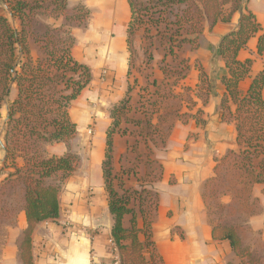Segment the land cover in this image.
I'll return each mask as SVG.
<instances>
[{
    "label": "crops",
    "instance_id": "crops-1",
    "mask_svg": "<svg viewBox=\"0 0 264 264\" xmlns=\"http://www.w3.org/2000/svg\"><path fill=\"white\" fill-rule=\"evenodd\" d=\"M67 2L64 13L67 16H73L78 6L89 13L80 27L72 28L75 38L72 55L91 69L92 82L73 102L74 106H70L69 113L77 130L94 121L91 128L94 141L88 160H82L62 184L59 218L35 227L33 263L114 264L119 259L112 237L114 219L109 210L103 162L112 111L128 98L130 111L113 137L112 175L116 179L114 183L121 180L126 189L152 188L158 194V208L150 221L154 252L162 264H264V185L254 187L251 199L254 211L245 214L242 226H236L240 228L238 231L244 230L238 234L250 258H240L228 241L213 239L217 223L205 197L214 160L237 150L235 125L221 118L220 101L226 92L222 78L227 70L218 49L222 38L238 28L241 14H233L227 23L218 21L213 25L212 19H205L197 48L184 44L176 57L166 56L167 43L155 39L152 59L148 60L149 45L143 36L144 29L138 31L133 40L136 67L132 75L128 49L132 16L129 1L74 0L72 7L70 0ZM247 6L264 30V0H249ZM64 18H48L46 25L62 27L66 23ZM238 59L252 62L249 77L240 83L239 90L244 94L253 78L264 70V52L258 53V37L248 41ZM169 63L174 69H185V78L177 85L176 78L170 80L174 75L165 71ZM202 74L206 81L203 84ZM170 94L172 98L164 97ZM88 98L99 101L97 117H91ZM145 98L152 102L157 114L148 115ZM187 100L193 103L184 113L188 114V121L176 120L171 125L165 112L167 104L180 109L178 101L187 105ZM194 117L200 118L201 124ZM147 124L151 129L160 128L161 133H151ZM42 146L46 157L63 156L71 151V145L62 143ZM158 171L160 175L156 177ZM55 179L58 180L53 177L46 182L56 185ZM24 205L25 202L18 228L8 232L18 238L12 239L13 245L9 242L7 251L12 252L23 241L27 227ZM137 215L138 226L142 227V216ZM127 217L123 224L130 228L131 217L129 224ZM12 257L9 253L2 263L23 264L20 255L18 259Z\"/></svg>",
    "mask_w": 264,
    "mask_h": 264
},
{
    "label": "trees",
    "instance_id": "trees-1",
    "mask_svg": "<svg viewBox=\"0 0 264 264\" xmlns=\"http://www.w3.org/2000/svg\"><path fill=\"white\" fill-rule=\"evenodd\" d=\"M45 1L0 0V7L14 21H20V29L15 28L0 13V110L3 104H8L6 125L14 124L12 131L5 134L3 149L6 152L5 163L13 161L15 174H20L25 186L27 227L24 230L25 238L20 256L23 264H34V229L41 222L59 218L62 184L74 174L78 166L77 156L70 152L63 156L41 157L36 144H67L75 136L77 127L70 118L69 108L92 82L91 69L76 61L72 55L75 41L67 31L62 32L64 37H56V42H52L53 37L48 32L42 40V57L33 59L27 43L28 33L24 19L27 12L32 13L35 9L42 8ZM128 1L132 11L128 26L130 63L135 56L132 44L135 35L141 28L144 29V36L149 34L143 23H155L156 34L150 33L152 38L165 41L166 56L176 57V52L184 44L197 48L196 42L203 32L205 19H212L213 25L218 21L227 23L233 14H241L238 28L222 38L218 49V55L225 61L227 70L222 78L226 92L220 101L221 118L223 122L235 125L237 150H231L214 160L213 175L207 183L205 197L208 190L211 196H229V211L251 213L253 189L257 185H264V70L253 78L247 92L241 93L240 83L249 77L252 62H241L238 54L246 48L252 37H258V53L262 54L264 30L248 9L249 0H157L152 8L140 4L139 9H136L138 3L134 0ZM67 4V0H49V6L53 5V11L58 14L66 11ZM227 6H230L229 9H226ZM83 10V7H77L72 19L78 22L85 20L88 12L80 15ZM148 11L154 12L149 14ZM145 42L147 43V39ZM148 43L150 47H154L152 39ZM149 51L148 48L147 58L151 60ZM201 77L203 84L206 82L204 74ZM184 78V71L180 70L175 85ZM13 87L16 88V97L10 102ZM206 103L205 99L204 105ZM128 104L127 98L114 108L111 114L113 122L106 137L103 174L110 198L109 210L114 219L112 237L120 264H162V259L154 252L151 221L141 214L143 224L142 227L138 226L137 212L127 204L130 197H126V194L130 190H126L123 182L118 180L116 185L123 190L121 196L112 175L113 137L130 111ZM194 119L201 124L200 118ZM147 126L152 130L151 126ZM17 158L24 161L22 166L16 163ZM53 177L58 178V183L46 185V180ZM145 191L146 189L134 190L133 194L141 195ZM221 206L225 210V206ZM128 215L131 217L130 228H125L123 220ZM213 239L228 241L240 258H250L248 251L242 248V241L235 227L217 224L213 229Z\"/></svg>",
    "mask_w": 264,
    "mask_h": 264
},
{
    "label": "rangeland",
    "instance_id": "rangeland-1",
    "mask_svg": "<svg viewBox=\"0 0 264 264\" xmlns=\"http://www.w3.org/2000/svg\"><path fill=\"white\" fill-rule=\"evenodd\" d=\"M157 0H134V2L138 3V7H136V9L141 8L139 5L140 4H144L145 6H151L148 8H152V6L154 5V3ZM74 3V0H70V6L72 7ZM68 5V4H67ZM53 5L49 6V0H46L43 3V7L39 8V9H35L32 13H28L27 12V16L24 19L25 23H26V31H27V37H28V47L29 50L31 52V55L33 57V59H39L42 57V40H44L45 35L49 32L51 33V36L53 37L52 42H56L55 39L56 37H64L63 33L64 31H67L70 36L72 38H74L73 34H72V28L79 26L81 24H83V21H76L74 19H72L73 16H67L66 14L62 13V14H58L57 12L53 11L52 9ZM78 7H82V6H78ZM80 15H84L86 14V12L88 11H80ZM149 14L154 11H148ZM0 13L3 14L4 16H6L10 22L12 23V25L15 28L20 29V21L18 20H13L12 17L10 16V14L8 12H6V10L3 7H0ZM140 14V13H139ZM89 15V13H88ZM87 15V17H88ZM146 15V14H145ZM59 16H64L66 23L62 26V27H51L46 25V22L48 21V18H57ZM86 17V18H87ZM146 17V16H145ZM144 17L145 20H147ZM85 18V19H86ZM142 18V17H141ZM155 18H157V16H155ZM171 20H173L170 17ZM144 27L147 28L148 31V35L147 36H143L145 37V39H147V44L149 45L148 42L152 41L155 43V38H152L151 34H156V28H155V23L149 22V23H143ZM174 29H176L175 27H173ZM57 30L61 31V32H57ZM143 28L139 29V32L142 31ZM134 40V39H133ZM133 40H132V44H133ZM75 41V38H74ZM53 47V45H52ZM58 47V45L56 46ZM149 50V55H152V49L153 47L148 46ZM148 57V56H147ZM135 58H133V61L130 63V66H132V71H130V74L134 75V71H135ZM175 67L172 64H167L165 66V71L167 73H169L170 75H174L171 76V81L173 82L174 78H176L175 76L178 75L179 73V69H174ZM181 70L184 71V69L182 68ZM90 91V88H89ZM16 97V88L13 87V91L11 92V95L9 97V101L12 102L13 99H15ZM164 97L166 98H172V95L170 94V96L165 95ZM145 101H147L148 104H146L144 107V109H147L148 115H155L157 113H155L154 107H151V101H148L147 98H145ZM168 101V100H167ZM188 104H181V102L178 101V107H180V109H176V105L175 106H171L168 107L167 104V108H165V112L167 113V116H169V120L171 125L175 124V121L178 120L180 122H187L188 118L187 115L188 114H184L186 111V107L188 109H191V105L193 104L191 101L187 100ZM87 105L88 108L91 112V117H97V108L99 105V101L97 98H88L87 99ZM191 102V103H190ZM7 106L8 104H3L1 110H0V264H3L2 262L6 259V255H9V253L11 254V256H13L12 258H14V256L18 259L19 255L21 256L22 254V249L21 246H16L15 250H13L12 252L7 251V245L9 244V242L11 241V244L13 245L14 243L12 242V239H16L18 238V235L16 234H9V231H15L16 228H18V222H19V215L23 209V204L25 202L24 200V194H25V186L23 181L20 178V174H15L16 170L15 167L13 166V161L12 160H8V162L5 163V157H6V152L3 149L5 142H4V137L6 132H11L14 124L10 123V125H6V122L8 121V110H7ZM71 107L74 106V103L72 102ZM190 107V108H189ZM176 109V110H175ZM179 112V113H178ZM147 114V112H146ZM92 123H94V121H90V124H86V125H81L78 130L76 131L75 136L67 142V145H71V151L70 153L74 154L77 156L78 158V165L79 163L83 160H88L89 158V149H91V147L93 146V141H94V135L93 132L91 130L92 128ZM161 129L160 128H153L151 130V133H155V134H159L161 133ZM91 132V133H90ZM41 142H38L36 144L37 146V150H38V154L42 157H46L44 155V150H43V146ZM23 157V154H21ZM16 163H18L20 166H22L24 164V161L22 159H18L16 160ZM158 175H160V171L157 172L156 177H158ZM54 182L58 180L55 179L53 180ZM46 185L47 182H45ZM115 186L117 187L116 183ZM126 189V188H125ZM118 193L122 196L123 195V190L119 189L117 187ZM126 190H130L129 194H126V197H130L128 198L129 203H127L129 205V207L133 210H135L137 212V214L139 215H143V217L147 218V219H151V217H154L157 208H158V196L155 192L154 189H146L145 192H142L141 195H134L132 189H126ZM143 190V189H142ZM140 190V191H142ZM209 191V190H208ZM207 191V196H206V204L208 206V210L210 211L211 216L213 217V220L217 223V224H224V225H228V226H233L236 228V226H242V221L245 219V214H250V213H233L232 211H229V206L231 205V198L229 196H225V195H219L218 196H211L212 194L210 192ZM264 192V191H263ZM131 195V196H129ZM254 204H257V202H255ZM221 205L225 206V210H223L221 207ZM25 207V205H24ZM254 209V208H253ZM254 210H252L253 212ZM129 215L127 217V221L129 224ZM242 228V227H241ZM237 229V228H236ZM240 229V228H239ZM237 229V231L239 230ZM239 232H244V230H240ZM25 238V236H24ZM23 238V241H24ZM141 239H143V236H141ZM22 241V242H23ZM22 245V243H21ZM11 258V259H12Z\"/></svg>",
    "mask_w": 264,
    "mask_h": 264
},
{
    "label": "built area",
    "instance_id": "built-area-1",
    "mask_svg": "<svg viewBox=\"0 0 264 264\" xmlns=\"http://www.w3.org/2000/svg\"><path fill=\"white\" fill-rule=\"evenodd\" d=\"M114 264H120V259L116 260Z\"/></svg>",
    "mask_w": 264,
    "mask_h": 264
}]
</instances>
